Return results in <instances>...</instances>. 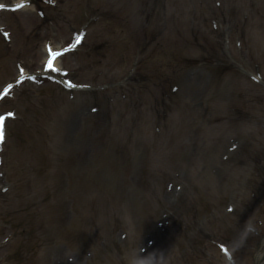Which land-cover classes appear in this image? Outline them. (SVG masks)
Listing matches in <instances>:
<instances>
[{
	"label": "rangeland",
	"instance_id": "rangeland-1",
	"mask_svg": "<svg viewBox=\"0 0 264 264\" xmlns=\"http://www.w3.org/2000/svg\"><path fill=\"white\" fill-rule=\"evenodd\" d=\"M36 1L38 7L43 5V19L32 9L8 13L2 19L13 35L0 46V67L4 68V77L0 68V82L17 77L18 63L29 72H40L45 43L56 47L70 43L73 28L69 24H73L77 26L74 30L88 31L84 47L62 60L77 82L97 88L95 81L103 78L104 82L116 81V64L128 69L138 58L136 52L130 53L136 31H149L155 42L153 52L147 51L142 60L139 57L137 66L145 68L152 55L153 86L143 93L136 88L131 93L138 99L135 110L123 101L124 105L111 111L112 119L103 115L96 120L91 113L97 100L103 104L115 100L111 92L67 91L48 80L25 83L14 98L2 103L0 110L15 108L18 119L9 124L2 153L0 264H128L126 254L141 247L160 250L164 264H228L217 246L224 240L231 243L240 264H254V247L259 241L245 234L239 218L263 211L264 86L247 76L242 79L241 68L230 58L212 61L215 65L202 64L206 69H192L183 78L179 93L187 102V116L195 117L186 130L176 133L177 122L168 136L160 138L159 122L145 129V121L148 116L172 117L181 99L168 97L160 103L151 98L162 84L159 77L169 71L159 58L172 52V44L166 45L161 34L178 39V31L190 25L194 31L202 30L204 47L217 51L220 38L216 31H221V47L225 45L230 57L235 49L229 42L230 30L244 19L247 6L250 11L254 1L264 0H121L127 10L122 18L106 16L95 25L84 24L89 8H111L119 5L118 0H95L94 5L83 0L78 7L81 15L73 23L65 16L69 0H59V6ZM179 21L183 26L178 27ZM248 66L264 75V67ZM172 77L170 71L163 83ZM205 113H210L209 121L204 120ZM169 124L166 120L163 127ZM242 124L248 138L233 136L239 145L229 154L228 139L233 134L224 127L228 125L234 133L242 131ZM207 127L221 136H211L212 143L204 144L202 131ZM251 135L254 144L249 142ZM151 144L165 146L169 154H160L163 162L152 160L150 167L146 151ZM108 148L126 161L124 171L130 169L128 173H117L111 161L114 157L100 154ZM252 155L255 162L250 160ZM170 182L180 184L181 189L167 188ZM136 204L133 216L119 214L121 208L131 205L135 209ZM229 208L235 212L229 214ZM162 213L172 222L170 228L181 232L174 239L167 225H156V232H147L149 216L155 226ZM136 216L140 220H134ZM249 222L256 225V217ZM89 227L90 234L84 236L83 228Z\"/></svg>",
	"mask_w": 264,
	"mask_h": 264
},
{
	"label": "clouds",
	"instance_id": "clouds-1",
	"mask_svg": "<svg viewBox=\"0 0 264 264\" xmlns=\"http://www.w3.org/2000/svg\"><path fill=\"white\" fill-rule=\"evenodd\" d=\"M126 259L128 264H164V257L160 250L146 251L144 247L126 254Z\"/></svg>",
	"mask_w": 264,
	"mask_h": 264
},
{
	"label": "snow or ice",
	"instance_id": "snow-or-ice-1",
	"mask_svg": "<svg viewBox=\"0 0 264 264\" xmlns=\"http://www.w3.org/2000/svg\"><path fill=\"white\" fill-rule=\"evenodd\" d=\"M22 6L23 5H16V7H22ZM3 7H5V5L0 4V8H3ZM60 55H62V53L54 52V51L51 52V56L53 57V59H49L48 60L47 67L49 68V70H58V69H55L53 65H54V58H56V57H58ZM69 86L70 87L72 86L71 82H69ZM12 87L13 86L11 84L7 85V87H5L3 89V93L2 94L3 95H7L10 92V90L12 89ZM8 115L11 116V115H14V113H8ZM3 119H4V117H0V120H3ZM225 251H226V249H225Z\"/></svg>",
	"mask_w": 264,
	"mask_h": 264
}]
</instances>
